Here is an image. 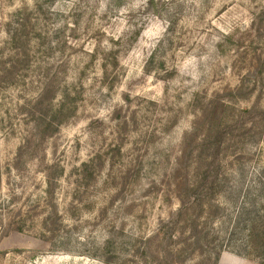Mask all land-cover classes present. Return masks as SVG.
I'll return each mask as SVG.
<instances>
[{
    "label": "rangeland",
    "instance_id": "1",
    "mask_svg": "<svg viewBox=\"0 0 264 264\" xmlns=\"http://www.w3.org/2000/svg\"><path fill=\"white\" fill-rule=\"evenodd\" d=\"M262 217L264 0H0V264H213Z\"/></svg>",
    "mask_w": 264,
    "mask_h": 264
},
{
    "label": "trees",
    "instance_id": "2",
    "mask_svg": "<svg viewBox=\"0 0 264 264\" xmlns=\"http://www.w3.org/2000/svg\"><path fill=\"white\" fill-rule=\"evenodd\" d=\"M63 97H64V94H63ZM62 103H63V99L61 98L60 103L58 102V104L55 107L51 105L50 107H52V109L54 108L59 113H62V110L64 108V105H62ZM52 109L47 110V108L45 109V106L42 109V112L40 114V124H39L42 128L45 127V129H43L42 134H45L47 129L49 128L55 131L57 130V126L60 125V124H55L52 122V120L48 119L49 118L48 113L49 112L51 113ZM74 110H75V106H74ZM222 143L223 142L221 140V136H219L218 138H214L212 142V145L215 148V155H214L215 158H217L218 156ZM28 146L29 144H27L24 148L28 149L29 148ZM210 173L211 172H206L205 175H203V177L199 178V181L201 182L202 180L204 182L207 179L214 180V177L210 176ZM193 195H194L193 199H195L196 194L194 193V191H193ZM259 220L254 219L248 222V226L246 227L245 238L244 240H241L239 244H237V242L235 241L231 242L233 239L229 238V240L226 242L224 246V248L227 250H222L221 248L217 253L216 252L214 253V258H213L214 263L213 264H218L220 253L223 251H230L231 253L237 256L255 258L256 260L259 261L260 264H264V231H261V229H264V217L259 218ZM114 243L116 242L113 239L111 238L107 239L103 246V250L104 251L107 250L109 247L114 245Z\"/></svg>",
    "mask_w": 264,
    "mask_h": 264
}]
</instances>
